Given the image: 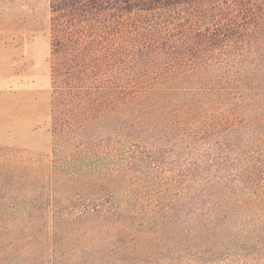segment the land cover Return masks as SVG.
Segmentation results:
<instances>
[{
  "label": "trees",
  "instance_id": "trees-1",
  "mask_svg": "<svg viewBox=\"0 0 264 264\" xmlns=\"http://www.w3.org/2000/svg\"><path fill=\"white\" fill-rule=\"evenodd\" d=\"M49 30L52 152L0 159V251L264 264V0H50Z\"/></svg>",
  "mask_w": 264,
  "mask_h": 264
},
{
  "label": "rangeland",
  "instance_id": "rangeland-1",
  "mask_svg": "<svg viewBox=\"0 0 264 264\" xmlns=\"http://www.w3.org/2000/svg\"><path fill=\"white\" fill-rule=\"evenodd\" d=\"M49 25L50 0H0V148L6 149L0 159L6 164L3 170L15 175L52 152ZM8 179L0 177L1 191H6ZM10 184L19 187L15 180ZM4 200L2 206L12 204ZM2 218V229L10 233L23 221L16 212ZM2 251L0 264L17 263L14 249L7 255Z\"/></svg>",
  "mask_w": 264,
  "mask_h": 264
}]
</instances>
